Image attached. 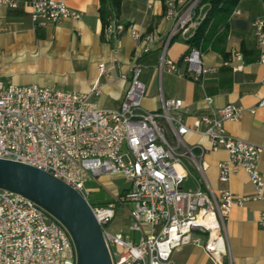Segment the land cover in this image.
I'll list each match as a JSON object with an SVG mask.
<instances>
[{
    "label": "built area",
    "instance_id": "obj_1",
    "mask_svg": "<svg viewBox=\"0 0 264 264\" xmlns=\"http://www.w3.org/2000/svg\"><path fill=\"white\" fill-rule=\"evenodd\" d=\"M198 2L190 0L184 5L182 0H164V18L171 21L165 47L175 36L188 40L194 34L203 18L195 12ZM15 6L16 0H0V7ZM27 7L34 29L81 18V13L69 8L64 0H31ZM253 25L262 48L257 61L264 66V21L256 19ZM123 33L135 43L144 39L146 44L133 55L128 88L118 109L99 108L86 94L76 91L0 84V159L46 172L78 192L101 228L112 264H175L173 251L189 244L201 246L212 264H223L222 258L229 255L225 222L231 208L251 201L264 202V178L258 169L264 140L252 144L225 131L224 123L237 121L242 113L231 104L217 108L214 117L195 119L192 127L183 121L186 110L180 99L162 100L156 112L143 110L145 86L139 81L136 61L148 51L150 37L142 38L135 27H125L114 18L103 31L107 38ZM231 57L238 62L243 59L236 52ZM181 62L185 73L180 76L195 82L214 70L195 47ZM162 68L176 72V64L164 56L159 65ZM234 68L240 69L241 64ZM107 72L103 64L98 66L99 78L110 79ZM120 78L125 79L126 74ZM90 92L99 96L98 80ZM205 100L211 103V98ZM257 106L264 107V98ZM201 124L206 126L204 134L210 150L227 153V159L217 164L218 180L227 183L234 173L243 170L253 194L235 196L225 188L214 192L210 188L181 187L186 177L182 158L189 154L194 159L181 136L196 131ZM165 129L176 139L175 145L167 141ZM105 175H119L128 186L112 201L93 206L87 200L85 184ZM126 203L130 204L128 232L109 233L104 227L113 219L115 208ZM258 223L264 226V214H260ZM0 264H76V255L69 233L55 217L23 195L0 188Z\"/></svg>",
    "mask_w": 264,
    "mask_h": 264
},
{
    "label": "crops",
    "instance_id": "obj_2",
    "mask_svg": "<svg viewBox=\"0 0 264 264\" xmlns=\"http://www.w3.org/2000/svg\"><path fill=\"white\" fill-rule=\"evenodd\" d=\"M30 1L16 0L15 7H0V68H5L0 71V84H34L76 91L86 94L99 108L118 109L128 88L133 55L146 44L144 39L135 43L128 33L105 37L98 12L99 0H64L69 8L81 13L79 20L65 19L34 29L27 7ZM263 1L238 0L227 20L226 37L201 45L203 61L214 70L205 73L200 82L180 76L185 73L181 59L189 50L186 40L175 36L165 47L171 21L164 18V0H121L117 17L107 4L110 18L125 27H135L142 38L150 37L148 51L136 61L139 81L145 86L141 108L156 112L162 100L180 99L186 110L183 121L192 127L195 119L214 117L217 108L231 104L242 113L237 121L224 123L225 131L240 140L261 144L264 107H258L257 103L264 98V66L257 61L262 48L253 23L256 19L264 21ZM182 2L186 5L190 0ZM207 9L208 3L202 4L197 15L203 17ZM221 32L222 26L217 33ZM235 52L242 55L241 62L232 60ZM163 56L176 64V72L159 69ZM239 63L241 68L235 69ZM100 64L108 70L110 79L99 78ZM122 73L126 74L125 79L120 78ZM97 80L100 94L94 96L90 88ZM206 98H211L210 104ZM205 128L201 124L196 131L181 136L183 144L191 150L198 172L197 177L190 178V171L183 163L186 177L181 187L203 191L210 188L214 192L225 188L235 196L253 194V186L243 170L234 173L227 183L218 180L217 164L227 159V153L223 149L210 150ZM258 169L264 178V151L259 155ZM109 177L101 176L96 181L102 183ZM261 213L264 214V202L259 201L231 208L225 222L229 255L222 258L223 264H264V226L258 223ZM172 260L175 264H212L203 248L192 244L174 250Z\"/></svg>",
    "mask_w": 264,
    "mask_h": 264
},
{
    "label": "water",
    "instance_id": "obj_3",
    "mask_svg": "<svg viewBox=\"0 0 264 264\" xmlns=\"http://www.w3.org/2000/svg\"><path fill=\"white\" fill-rule=\"evenodd\" d=\"M0 188L32 200L69 233L76 264H112L90 205L71 187L34 167L0 159Z\"/></svg>",
    "mask_w": 264,
    "mask_h": 264
},
{
    "label": "trees",
    "instance_id": "obj_4",
    "mask_svg": "<svg viewBox=\"0 0 264 264\" xmlns=\"http://www.w3.org/2000/svg\"><path fill=\"white\" fill-rule=\"evenodd\" d=\"M238 0H201L198 7L208 3V9L203 18L199 21L194 34L186 40L189 49L191 47L201 48V45L210 42L211 44L218 38L226 37L227 20L231 15ZM121 0H99V18L102 25V33L108 24L110 14L106 9L108 4L110 10L118 16ZM222 26L221 34L217 33Z\"/></svg>",
    "mask_w": 264,
    "mask_h": 264
},
{
    "label": "rangeland",
    "instance_id": "obj_5",
    "mask_svg": "<svg viewBox=\"0 0 264 264\" xmlns=\"http://www.w3.org/2000/svg\"><path fill=\"white\" fill-rule=\"evenodd\" d=\"M201 0H199L200 2ZM198 2V3H199ZM196 15L199 12V7L195 10ZM200 17L199 15H197ZM5 68H0V71H2ZM6 81V80H5ZM162 126L164 125V122L159 120L158 121ZM166 130V139L171 145L176 144V139ZM183 149V146L180 147V151ZM181 152H184L181 151ZM193 158L186 154L182 158V162L185 164L187 169L190 171V178L191 177H197L198 172L195 168V165L193 164ZM188 164V166H187ZM200 176V175H199ZM202 180V178H201ZM128 186V183L119 175H111L108 180L105 182L99 183L98 181H92L85 184V191L87 193V200L88 202L96 206L98 203H103L105 201H110L112 198H115L119 195L120 191ZM130 208V204L126 203L124 206L118 205L115 208L114 217L110 221L108 225H106L104 228L106 231H108L111 234H115L119 231L122 233L128 232V217H127V210ZM138 235L135 234L134 238L137 240Z\"/></svg>",
    "mask_w": 264,
    "mask_h": 264
}]
</instances>
